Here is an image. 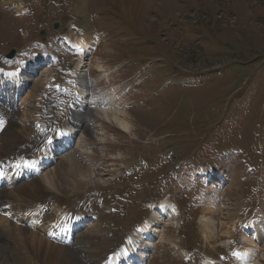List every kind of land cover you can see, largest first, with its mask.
<instances>
[{
    "label": "rangeland",
    "instance_id": "1",
    "mask_svg": "<svg viewBox=\"0 0 264 264\" xmlns=\"http://www.w3.org/2000/svg\"><path fill=\"white\" fill-rule=\"evenodd\" d=\"M71 1L61 7L55 0H0V53L13 46L29 53L36 48L34 41L43 39L42 29L49 40L59 32L73 39L83 36L85 32L76 36L70 28L76 22L104 34L89 57L96 64H90L89 76L96 68L93 76L99 72L107 80L108 67V72L117 69L107 62L112 58L127 70H118L115 80L127 85L133 75L134 96L119 88L117 92L118 83L111 89L99 86L105 92L96 94L97 103L105 93L113 103L97 113L101 119H94L92 134L83 131L79 136L75 151L81 153L80 168L77 163L68 167L79 169L76 174L67 177L61 168L69 153L38 178L45 187L30 182L41 195L54 196L53 202L61 193L76 195L88 187L92 198L101 194L107 203L99 210V220L78 234V252L63 246L69 256H61L59 263L100 264L124 228H134L146 217L156 219L154 211L149 215L150 203L165 199L168 204L161 211L167 224L159 228L149 264H186L182 250H191L201 264L209 263L205 255L216 258V264H238L234 250L241 247L249 254L247 261L239 257L240 264H264V0ZM18 3L24 9L20 16L13 7ZM57 20L61 22L55 31ZM41 50L38 46L35 54ZM134 98L142 104L132 105ZM27 100L22 98L21 107ZM34 109L35 104L24 111L26 120ZM122 110L128 112V129L114 120H124ZM23 127L12 119L0 140V157L7 155L5 147L12 146L13 138L18 140L17 133L28 137L23 132L30 128ZM83 128L93 130L90 125ZM203 170L209 172L197 173ZM20 186L7 189H16L7 198L16 207L22 192L30 197L29 187ZM103 214L112 226L103 224ZM241 223H248V229ZM25 229L0 222V251L7 264H54L44 253L45 236ZM114 230L113 236L107 234ZM37 235L45 240L34 239ZM177 241L179 248L173 247ZM52 249L56 251L51 247L48 255L57 257Z\"/></svg>",
    "mask_w": 264,
    "mask_h": 264
},
{
    "label": "bare ground",
    "instance_id": "2",
    "mask_svg": "<svg viewBox=\"0 0 264 264\" xmlns=\"http://www.w3.org/2000/svg\"><path fill=\"white\" fill-rule=\"evenodd\" d=\"M89 29H87L86 31H88ZM89 38H91V36H90V34H88V33H86L85 34V37H84V39L81 37V38H78L79 40H77L76 41V43L74 44V45H76V47H81V49L83 50V54H81L80 55V57H79V61L76 63V71L77 72H79V75H80V77H81V82H82V84H83V91L85 90V89H90L91 87H92V85H90V76H89V72H90V63L87 61V71H85L84 70V68H85V64H86V62H85V60L87 59V54H89V53H92L93 52V50L91 51V49H92V47L94 46V44L92 43H90L91 41H89L90 39ZM85 51V52H84ZM1 63V62H0ZM102 65H100V63L98 64V67H101ZM85 71V72H84ZM105 76V75H104ZM44 83V82H43ZM42 84V83H41ZM44 86V85H43ZM41 87V86H40ZM22 101V100H21ZM81 101V100H80ZM20 106H21V104H20ZM19 106V107H20ZM34 108V107H33ZM31 110V109H30ZM26 111V110H25ZM91 111H93V110H91ZM34 112V111H33ZM24 113V112H23ZM28 113V112H27ZM122 113H123V119L124 120H122V119H120L119 117H117V116H114V120L116 121V122H118L120 125H122L123 127H126L127 129L128 128H130V124H129V122L130 121H128L124 116H127L128 115V112H126V111H124L123 112V110H122ZM73 114L76 116V118H78V117H82V118H84V120L86 121V124L83 126V127H85V126H87V118H86V116L84 115V114H81L80 112H77V111H74L73 112ZM32 116H33V113L31 114V113H29L28 114V118H32ZM145 116L146 115H142V117H144L145 118ZM150 116V115H149ZM108 117V116H107ZM110 117V116H109ZM14 120L17 122V120L14 118ZM26 122V121H25ZM14 126V125H13ZM18 128V127H17ZM19 128H21V127H19ZM24 128H26V126L25 127H23L22 129H24ZM92 128V127H91ZM82 129H84V128H82ZM20 136H18V135H16V138H18V141H22L23 139L22 138H19ZM15 141H16V139H15ZM69 155V154H68ZM80 153H77L76 151H73L72 153L70 152V155H69V157H68V159H67V161H63V163H62V166H61V168H62V170L64 171V172H66V175H67V177H71V176H74L75 174H76V172H77V170H79V169H75V170H69L68 169V167L70 166V165H73V163H77L76 164V167L77 168H80V165H81V159H79L80 157ZM37 158L39 157V155H37L36 156ZM60 159H62V158H60ZM73 169V168H72ZM56 175H57V171L55 172V174L52 176V185L54 184V180H56L55 179V177H56ZM65 175V174H64ZM72 178V177H71ZM76 179H77V177H76ZM33 180H35L36 181V183H37V181H38V186L39 187H45V184H43V183H41V181L40 180H38L37 178H35V179H33ZM74 180V179H73ZM31 181H29V182H27V183H25V184H22L23 186H28L29 188V192H30V194H29V196L30 197H28V196H22V195H26L27 193H24V192H22V195H21V199H19V201H22V202H27V201H29L30 199L32 200V202L33 201H35V199L33 200V198H38L39 196V194H40V192H41V190L40 189H37L36 188V186L35 185H33V184H31L30 183ZM76 183H77V181H76ZM23 186H21L20 188H23ZM54 186V185H53ZM20 188H19V190H20ZM59 188V187H58ZM54 189V188H53ZM52 189H49V191H51ZM52 191H54V190H52ZM12 192H14L15 193V190H12ZM56 192V191H55ZM3 193H6V191L4 190H1L0 191V195L1 194H3ZM54 193V192H53ZM53 193H50V194H53ZM57 193V192H56ZM7 194V193H6ZM43 194V193H42ZM55 194V193H54ZM60 194V193H59ZM36 196H38V197H36ZM51 198V197H50ZM57 199V198H56ZM32 202H31V204H32ZM29 202H27V204H28ZM20 211H22L21 213H23L24 211H25V209H21ZM153 216V215H152ZM0 217L1 218H3L2 220H3V222H4V219H7L5 216H2V214L0 213ZM33 218L34 219H39L40 218V215L38 214V213H35L34 215H33ZM47 217H45V219H46ZM158 221V220H157ZM150 222H153V224H155L154 223V221H150ZM26 228V227H25ZM23 229V228H22ZM24 230V229H23ZM26 230V229H25ZM33 232H35V231H33ZM147 232H149L151 235H152V230H151V228H148L147 229ZM15 235H17V233L19 234L20 232L18 231V232H16L15 231ZM31 234V233H30ZM25 236H27V235H25ZM24 236V237H25ZM40 236V235H39ZM38 235L37 236H34V239H36V238H38L39 237ZM42 238V239H41ZM30 239H31V237H30ZM33 239V240H34ZM39 240H41L42 242L45 240H43V237H39L38 238ZM40 242V241H39ZM44 242H47V243H45V244H47L46 245V247L47 248H45V249H47L44 253L46 254V259L47 258H52L51 259V261L53 260V262H54V264H61V263H59L60 261H59V258L61 257V256H65V257H68L69 256V253H67V249L66 248H64L62 245H59V244H56V243H53V242H51V241H47V239L44 241ZM44 244V245H45ZM50 246V247H49ZM51 247H53L54 249H56V251L55 250H53L52 252H54V253H56L57 254V257H52V256H50V254L48 255V250L51 248ZM39 249V248H38ZM27 251H29V250H27L26 249V252ZM50 251V250H49ZM63 252L65 253V255L63 254ZM43 255V254H42ZM25 256L26 255H24V257H22L21 259L23 260V261H25ZM7 256H5L4 255V251L3 250H1L0 251V264H7L8 262H6L5 260L7 259L6 258ZM45 257V256H44ZM6 258V259H5ZM64 258V257H63ZM30 259V258H29ZM32 259V258H31ZM70 259V258H69ZM240 259L242 260V259H245V261H247V251L246 250H244L243 251V253L240 255ZM9 260V259H8ZM61 260V259H60ZM30 261V260H29ZM29 261H28V263H29ZM36 261V260H35ZM37 262V261H36ZM35 262V263H36ZM52 262V263H53ZM63 262V261H62ZM42 263V262H41ZM46 263V261L44 262V264ZM246 263V262H245ZM245 263H243V264H245ZM30 264H31V262H30ZM47 264V263H46ZM63 264V263H62ZM76 264V263H75Z\"/></svg>",
    "mask_w": 264,
    "mask_h": 264
},
{
    "label": "snow or ice",
    "instance_id": "3",
    "mask_svg": "<svg viewBox=\"0 0 264 264\" xmlns=\"http://www.w3.org/2000/svg\"><path fill=\"white\" fill-rule=\"evenodd\" d=\"M4 123H5V121L3 119H0V130H2ZM61 135H63V133H61ZM49 143H51V141H49ZM129 243H131V241H129ZM125 251H127V250L125 249ZM234 255L237 257H240L241 254L237 252V253H234Z\"/></svg>",
    "mask_w": 264,
    "mask_h": 264
}]
</instances>
